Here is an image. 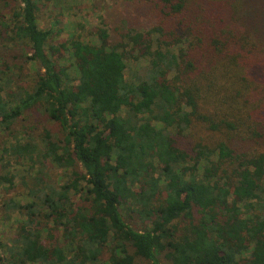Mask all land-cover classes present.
<instances>
[{
	"label": "trees",
	"instance_id": "trees-1",
	"mask_svg": "<svg viewBox=\"0 0 264 264\" xmlns=\"http://www.w3.org/2000/svg\"><path fill=\"white\" fill-rule=\"evenodd\" d=\"M140 1L56 43L73 1L0 0V264H264V0Z\"/></svg>",
	"mask_w": 264,
	"mask_h": 264
},
{
	"label": "rangeland",
	"instance_id": "rangeland-1",
	"mask_svg": "<svg viewBox=\"0 0 264 264\" xmlns=\"http://www.w3.org/2000/svg\"><path fill=\"white\" fill-rule=\"evenodd\" d=\"M73 1L71 10H66V13L59 15L57 8L44 7L41 11L40 26L42 28H53L55 33L56 43L67 41L70 34H80L83 38L96 42L97 27L101 20L110 21L114 26H122L125 22H130L136 25H148L157 21L153 14V4L146 3L140 0H68ZM112 26V29L114 28ZM114 34V32H113ZM112 34V35H113ZM116 35V34H115ZM116 37V36H115ZM114 37V38H115ZM59 53H62L61 50ZM128 74V70L126 72ZM32 79V78H31ZM35 122L42 121V125L37 124L35 135L41 133L43 129L53 128L52 120L48 119L40 112L35 114ZM33 122V121H32ZM53 126V127H51ZM6 146V140L0 132V175L6 173L14 175V187L8 183H3L0 187V239L12 236L15 231V223L19 219L17 216L5 219L4 213H1L2 197H13L16 200L25 201V197L21 195L23 188L21 185V175L28 170V163L22 166L10 158L3 148ZM1 253V246H0ZM137 264H146L143 261H138Z\"/></svg>",
	"mask_w": 264,
	"mask_h": 264
}]
</instances>
